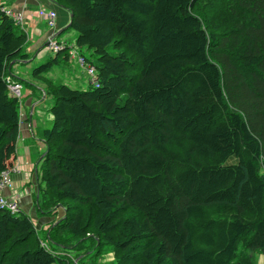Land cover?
I'll return each instance as SVG.
<instances>
[{
    "label": "trees",
    "instance_id": "obj_1",
    "mask_svg": "<svg viewBox=\"0 0 264 264\" xmlns=\"http://www.w3.org/2000/svg\"><path fill=\"white\" fill-rule=\"evenodd\" d=\"M56 2L95 57L81 53L95 82L46 76L66 49L31 69L53 100L36 169V205L53 219L44 242L20 209L0 207V264H92L105 245L115 264H257L264 0ZM27 38L0 4V173L19 136L6 79L24 81L10 64L29 57Z\"/></svg>",
    "mask_w": 264,
    "mask_h": 264
},
{
    "label": "crops",
    "instance_id": "obj_2",
    "mask_svg": "<svg viewBox=\"0 0 264 264\" xmlns=\"http://www.w3.org/2000/svg\"><path fill=\"white\" fill-rule=\"evenodd\" d=\"M0 4L6 9H11V10L21 13L22 23L20 27L26 33L28 37L27 38L28 40L25 46L26 48L25 52L28 53L29 57L31 53L34 52V55H33L34 59L32 61L28 60V62L26 63L24 62L17 63L19 65H25L27 69L24 71L25 75H18V74L15 75L16 77L22 78L24 80V81H20L23 86L22 90L24 88V85L26 84V88L24 90V97H25L26 103L24 104L23 108L21 107V111L19 112L20 113L19 136L15 142V146H16L15 153L12 156H10V160L12 161V164H13V167L9 169L10 178L14 182L15 180H20V179L24 180L23 170H25L29 166L30 163H32V165L35 166V172H36V169L38 168V164L40 162L39 159L46 150V145L43 141L44 139H43L42 131L45 128H49L50 123L52 122V115L49 111L51 117L48 116L49 120L47 121V125L45 124L42 127L39 124L40 117L39 115L36 114V109L38 107L41 108V105L43 102L42 100L48 96H46L44 92L45 85L42 82L43 80L32 75L31 63H33V61L35 60L37 62H41L43 60L46 52L41 53L42 47H46V41L52 31L56 32V35H58L60 32L66 29V26L68 25L70 21L71 12L61 7L60 5H58L56 0H0ZM39 8H42L45 10H52L55 12L56 17L54 21V26L52 28L48 27L46 23L41 18L38 17L37 10ZM75 38H74V44H72L71 46L78 50L77 46L75 45ZM56 40L58 39L56 38ZM66 43L69 45L68 42ZM66 52H67V49H66ZM61 58L67 63L71 61L70 60L71 57L69 56L67 60L64 57V55H61L60 59ZM66 62H64V64H67ZM80 73L85 74L87 76L86 72L83 69H81ZM68 76H71V72H69ZM73 77L76 79L78 75L76 77L75 76ZM87 81L89 84V82L91 81L90 75L87 76ZM22 95H23V92H22ZM52 104L49 106V109L52 106ZM16 169L17 171H15ZM36 193H37L36 198H38L37 190H36ZM2 194L13 197V198L14 196H20V194L18 192H14L12 188L4 189L2 191ZM24 199L25 198L23 196L20 198V203H19L20 210L23 209L22 203H24L23 202ZM259 262L261 264H264V255L260 256Z\"/></svg>",
    "mask_w": 264,
    "mask_h": 264
},
{
    "label": "rangeland",
    "instance_id": "obj_3",
    "mask_svg": "<svg viewBox=\"0 0 264 264\" xmlns=\"http://www.w3.org/2000/svg\"><path fill=\"white\" fill-rule=\"evenodd\" d=\"M75 37H76V32L71 28L67 29L64 32H61L58 35H56V38L59 41L68 42L70 46L72 44H74V38ZM24 50L26 51V48H24ZM79 51L89 60L96 62L95 57L92 56L91 50L86 49V48H82ZM42 52H46L43 60L41 62H37L36 60L33 61V63H31V69L33 67H38L39 65H41L45 62H48L50 59H52L55 56V53L48 50L46 47H42L41 53ZM33 55H34V52L31 53L30 57H28L27 59L31 58L30 61H32L34 59ZM27 59H24V60H27ZM70 60L71 61H69V63H67L66 61H64L61 58L59 64H54L48 70L46 76L52 78L53 82H55L56 84L63 83V84H67L73 88L86 90L88 88V85H89L88 81H87V76H89V75L86 73L87 74V76H86L85 74L80 73V71L82 69L80 67V65L77 64L76 60H73L72 58H70ZM64 62H66L67 64H64ZM10 67H11L10 68L11 73L14 76L16 74L25 75L24 71L27 70L25 65H19L17 63L10 64ZM69 72H71V76H68ZM77 75H78V77H76ZM73 76H75L76 79ZM25 88H26V84L24 85V88L22 90L23 95L20 98V101L22 102V103L20 102V111H21V107L23 108L24 104L26 103V100L24 97ZM23 101H24V103H23ZM42 101L43 102H42L41 108L38 107L36 109V114L39 115V117H40L39 124H40V126L43 127L45 124L47 125V121L49 120L48 116L51 117L48 109H49V106L52 104L53 100L50 97H46ZM51 123H50V126H51ZM41 148H43V147H41ZM234 161H235V158L232 157L231 159L227 160L226 163H231ZM15 171H17V169ZM23 175H24V180L20 179V180H15L14 182L11 180L13 183L12 184L13 186H11L9 188H12V190L14 192H18L20 194V196H14V198H16L18 204L20 203V198L22 196L25 198L23 200L24 203H22L23 209L21 208L22 209L21 211H22V213L27 215L30 218V220L33 222V224L35 225V227L38 230V234H39L40 239H42L44 242H46L47 241L46 231L48 229L49 222L53 219V217L47 216L46 214H44L42 211H40L38 209V207L36 205L37 179H36L35 166L32 165V163H30L29 166L25 170H23ZM4 197L5 198H11L10 196H7V195H4ZM63 214H64V211L62 210V208H59L57 210L56 221H57V219H60L63 216ZM261 255H264V254H259L257 256V259H256L257 264H261L259 262ZM87 261L92 263V264H115L116 263V257L113 253L112 248L110 246L105 245L103 247V249L99 251L98 255H96L94 257H89L87 259ZM51 264H57V262H54Z\"/></svg>",
    "mask_w": 264,
    "mask_h": 264
},
{
    "label": "built area",
    "instance_id": "obj_4",
    "mask_svg": "<svg viewBox=\"0 0 264 264\" xmlns=\"http://www.w3.org/2000/svg\"><path fill=\"white\" fill-rule=\"evenodd\" d=\"M2 9L5 11L6 15H8L10 18H12L16 24L21 26L22 23V15L20 12L6 9L2 6ZM37 15L39 18H41L48 27L54 26L55 21V12L52 10H45L42 8H39L37 10ZM46 47L51 50L54 53L63 51L67 49V54L72 59L76 60L77 64L80 65V67L91 76V80L94 81V70L93 67L88 63L86 58L79 53V51L69 46L66 42H60L56 40V32L52 31L49 35L47 41H46ZM7 87L9 90V93L11 96L16 97L17 99H20L22 96V83L18 80H13L10 77H7L6 79ZM12 186V181L10 178V170H5L0 173V207L5 208L6 210L10 211L11 213H17L19 211L18 202L16 198H5L2 194V191L6 188H9Z\"/></svg>",
    "mask_w": 264,
    "mask_h": 264
},
{
    "label": "water",
    "instance_id": "obj_5",
    "mask_svg": "<svg viewBox=\"0 0 264 264\" xmlns=\"http://www.w3.org/2000/svg\"><path fill=\"white\" fill-rule=\"evenodd\" d=\"M70 12H71V11H70ZM71 17H72V12L70 13V21H71ZM70 21H69L68 25L66 26V28H67V27H70ZM28 60L30 61V59H27V60H20V59H18V60H14V61H12L11 64H12V63H19V62H21V63L24 62V63H25V62H28ZM43 141H44V140H43ZM44 154H45V152L41 155L39 161L43 158ZM78 259H79V257H78L77 259H75V262H77Z\"/></svg>",
    "mask_w": 264,
    "mask_h": 264
},
{
    "label": "bare ground",
    "instance_id": "obj_6",
    "mask_svg": "<svg viewBox=\"0 0 264 264\" xmlns=\"http://www.w3.org/2000/svg\"><path fill=\"white\" fill-rule=\"evenodd\" d=\"M93 70H94V68H93ZM94 75H95V73H93Z\"/></svg>",
    "mask_w": 264,
    "mask_h": 264
}]
</instances>
